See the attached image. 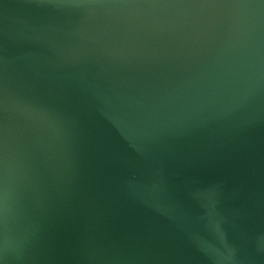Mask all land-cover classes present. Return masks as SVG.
<instances>
[{"label": "water", "instance_id": "obj_1", "mask_svg": "<svg viewBox=\"0 0 264 264\" xmlns=\"http://www.w3.org/2000/svg\"><path fill=\"white\" fill-rule=\"evenodd\" d=\"M0 264H264V0H0Z\"/></svg>", "mask_w": 264, "mask_h": 264}]
</instances>
